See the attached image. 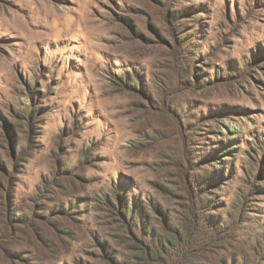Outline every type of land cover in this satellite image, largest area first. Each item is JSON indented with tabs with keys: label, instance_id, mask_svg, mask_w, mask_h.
<instances>
[{
	"label": "rangeland",
	"instance_id": "rangeland-1",
	"mask_svg": "<svg viewBox=\"0 0 264 264\" xmlns=\"http://www.w3.org/2000/svg\"><path fill=\"white\" fill-rule=\"evenodd\" d=\"M263 136L264 0H0V264H264Z\"/></svg>",
	"mask_w": 264,
	"mask_h": 264
},
{
	"label": "trees",
	"instance_id": "trees-1",
	"mask_svg": "<svg viewBox=\"0 0 264 264\" xmlns=\"http://www.w3.org/2000/svg\"><path fill=\"white\" fill-rule=\"evenodd\" d=\"M181 14V13H180ZM174 15H178V13L174 14ZM183 34V33H181ZM188 41V40H185ZM127 83L123 81V77H122V82L123 84H127V86L129 88H135L134 87V83L132 82V79L130 78V76L127 74ZM143 85V84H142ZM141 89L144 90L146 89L145 86H141ZM37 109V107L35 106V104L29 107L28 110V115L26 117V121H27V125H28V144L27 146L24 148L27 151L31 150V144L34 142L35 139H37L38 136V126L40 124V120H39V116L36 114L39 112ZM7 137L10 139V143H11V154H12V158L13 160L17 161V155L18 153L20 154V152L18 151V147H17V140H18V136L16 135V132L14 131V128L11 126L10 129L7 130ZM264 145V136L263 139L261 138H257L255 143H253V146L256 148L254 149V147L252 146L251 149L253 151V155H249L250 158L252 159V161L254 162H258V158L260 155L259 150H262V147ZM225 149H223L224 151ZM22 154H25L24 152ZM21 154V155H22ZM0 167L4 169V172L6 175L10 176L11 181L13 180V175L9 172V169H7L4 164L1 162L0 160ZM15 170H17V164L15 163ZM263 168L261 169V172H263ZM60 171H61V165H60ZM69 171V170H67ZM16 172V171H15ZM249 172V171H248ZM14 173V171H13ZM58 176H60L59 174H57ZM214 175H217V172H215ZM223 176V175H222ZM251 176H252V172L247 174V182L250 185V181H251ZM217 176H212V177H203V181L205 185H210V183L214 184L217 183ZM201 178V177H200ZM259 178H263V176H259ZM10 181V183H11ZM189 181V180H188ZM8 182H9V178H8ZM53 182V181H52ZM53 184V183H51ZM189 188L191 190V193L193 195V197L195 198V201H193V205L194 207H198L197 204V190L194 188L193 184L191 185V183H189ZM10 185V184H9ZM252 190L254 191V189L256 191L258 190H262L261 188L257 187L255 184H253L252 186ZM254 188V189H253ZM119 192V191H118ZM117 202H118V206L115 205V203H111L112 207L115 209V213H117L118 218L120 220V222L122 224H124L128 230L129 233L132 235V237L134 239H136L138 241V243L141 244L140 248L143 249L144 251L148 250V254L152 253V244L156 239V233H155V229L151 228L150 225L147 223L146 221V216L144 215L143 209H142V205H139V207H130L129 202L126 199V196L123 197V195H117L116 197ZM204 207H206V205L204 204ZM189 210L192 211V207H189ZM200 210V209H199ZM163 217V224L166 225L167 227L169 226L168 223V217L165 215H160ZM203 216L204 215H188V219H187V223L185 226V230L186 231H196L198 226H200L201 222L203 221ZM245 215H236L234 218V222L230 223V225L228 226L226 231H232L236 226H238V224L240 222H243ZM171 226V225H170ZM218 229H220V227H217ZM215 229V228H214ZM217 230V229H216ZM104 247V255L103 257L109 261L111 264H128L127 262H122L119 261L117 258V256L114 253H110L108 251H106L105 246Z\"/></svg>",
	"mask_w": 264,
	"mask_h": 264
}]
</instances>
